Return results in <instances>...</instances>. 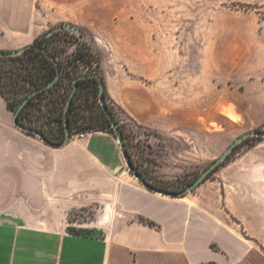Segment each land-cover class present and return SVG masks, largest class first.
I'll return each mask as SVG.
<instances>
[{
  "label": "rangeland",
  "instance_id": "rangeland-1",
  "mask_svg": "<svg viewBox=\"0 0 264 264\" xmlns=\"http://www.w3.org/2000/svg\"><path fill=\"white\" fill-rule=\"evenodd\" d=\"M56 1L31 0L25 9L27 26H16L4 37L8 40L4 50L32 45L34 39L65 24L80 29L79 36L61 30L43 47L55 52L66 70L106 76L111 92L118 91L121 76L125 78V107L108 95L109 102L126 133L131 162L155 187L181 191L239 135L264 131V0H111V20L91 21L88 27L63 14L55 7ZM26 30L33 33L27 42L22 41ZM78 48L88 50L91 60L75 57ZM146 54L167 58L169 68L164 75L149 68L142 59ZM24 64L23 60H2L0 70L16 72ZM72 75L63 77L65 90L57 88L27 108L26 114L43 129H60L61 122L51 111L62 108ZM7 94L22 97L23 91L11 89ZM85 106L80 114L99 113L98 102ZM74 133L83 132L75 129ZM79 140L75 137L69 143ZM259 143L264 139L252 137L238 144L185 196L204 183L216 184L223 168ZM122 158L120 153L113 176L148 190ZM98 192L99 200L82 198L85 205L68 212L65 224L72 235L104 236L103 224L109 219L107 190ZM88 194L87 190L83 193Z\"/></svg>",
  "mask_w": 264,
  "mask_h": 264
},
{
  "label": "crops",
  "instance_id": "crops-1",
  "mask_svg": "<svg viewBox=\"0 0 264 264\" xmlns=\"http://www.w3.org/2000/svg\"><path fill=\"white\" fill-rule=\"evenodd\" d=\"M28 6L31 0H0V51L9 32L27 26ZM55 7L86 27L112 18L111 0H57ZM32 34L26 30L22 41ZM142 59L160 76L169 68L159 54ZM104 82L124 106L125 78L115 92ZM6 105L0 96V264H264V143L223 168L216 184L172 198L113 176L121 152L112 134L86 133L56 149L16 128ZM101 189L104 236L72 235L68 212L85 205L82 198L99 200Z\"/></svg>",
  "mask_w": 264,
  "mask_h": 264
},
{
  "label": "trees",
  "instance_id": "trees-1",
  "mask_svg": "<svg viewBox=\"0 0 264 264\" xmlns=\"http://www.w3.org/2000/svg\"><path fill=\"white\" fill-rule=\"evenodd\" d=\"M59 32V31H58ZM56 33H53L50 37H45V34L42 36H39L38 38L34 39V42L32 45L39 46L44 49L48 54L51 55L53 60H49L45 54L42 53V51L36 50L34 48L27 49L24 51L22 55L13 57V58H0V61L2 60H23L25 62L24 67L20 68V71L11 72L8 73V70H0V96L7 102V110L10 112H15L18 108V106L22 103L23 100H25L30 93H32L35 89H38L40 87L45 86L50 80L53 79L56 73V66L54 62L57 63L58 67L60 68V78L57 80V82L50 88L45 90L44 92H40L36 94L35 96L31 97L30 100L26 105H23L21 108L18 119L21 121L23 119L24 114L26 113V110L29 106L33 105L38 99H42L44 96L49 94L51 91L55 89L65 90L64 87L62 88V80L64 75H72V77L69 78V81L71 82V85L67 86V95L64 103L62 104V108L57 111L56 109L51 111L52 116H55L58 118V120L61 122V126L59 130H55L54 132L45 130L40 127H35L37 130H40V132L43 133L46 140L50 143H61L65 139V130H64V107L66 106L67 100L69 98V95L71 91L74 88V79L80 75H84L81 73H73L72 71L66 70L64 66L60 63L59 59L56 58V53L52 50H49L48 48H44L43 45ZM82 34V32H81ZM80 34V35H81ZM88 50H82L78 48L76 52L74 51L75 57H88V60H91L92 55L88 54ZM83 53V54H82ZM91 74V73H86ZM97 74V73H94ZM98 75V74H97ZM100 76V75H99ZM102 78V77H101ZM103 79V78H102ZM104 81V79H103ZM61 87V89H60ZM11 89H17L23 91L22 97H16L14 96L11 98L7 91L10 92ZM98 91H99V83L96 79L91 78H83L77 81V90H75L71 105L68 108V120H69V127L71 130V135H75L74 131L75 129L78 130V132L83 133H93V132H107L109 134L114 135L113 130L111 129L110 122L107 119L106 115L101 110V105L99 107V113L94 116L80 114L79 109L85 105H94L95 103H99L98 100ZM104 97L107 103V109L110 112V114L114 117L116 122H118V125L120 127V130L123 133L124 137V143L126 145L128 154V145L126 143L127 137L126 133L123 130V127L120 125L119 121L117 120L115 113L112 110V107L109 102V97L107 93V89L104 91ZM100 104V103H99ZM56 106V105H55ZM86 107V106H85ZM93 107V106H91ZM252 138V137H251ZM250 139V138H249ZM247 139V140H249ZM246 140V141H247ZM244 141V142H246ZM243 142V143H244ZM236 148V147H235ZM234 148V149H235ZM233 149V151H234ZM232 151V152H233ZM130 155V154H129ZM231 155V154H230ZM229 155V156H230ZM228 156V157H229ZM133 164V163H132ZM134 166V165H133ZM135 167V166H134ZM136 168V167H135ZM137 169V168H136ZM216 169V168H215ZM213 170V172L215 171ZM138 171V170H137ZM139 172V171H138ZM212 172V173H213ZM141 174V173H139ZM142 176V174H141ZM210 176V174H209ZM142 178L148 182L150 185H153L151 182H149L146 178L142 176ZM206 180V179H205ZM158 188V187H157ZM138 223L147 225L150 227H156L155 223L151 220H148L143 217H137Z\"/></svg>",
  "mask_w": 264,
  "mask_h": 264
},
{
  "label": "water",
  "instance_id": "water-1",
  "mask_svg": "<svg viewBox=\"0 0 264 264\" xmlns=\"http://www.w3.org/2000/svg\"><path fill=\"white\" fill-rule=\"evenodd\" d=\"M61 30H65V31H69L71 33H74L76 35H80L81 34V30L76 28V26L74 25H70V24H65L62 26H58L52 30H50L49 32H47L45 34V37H50L53 33H56L58 31ZM30 48H34L36 50L42 51L43 54L46 55V57L49 60H53V58L51 57L50 54H48L46 51H44V49H42V47L39 46H34V45H28V46H23L17 50H7V51H0V58H13L19 55H22L24 53V51H26L27 49ZM55 66H56V73L55 76L53 77L52 80H50L45 86L40 87L38 89H35L32 93H30V95L22 101V103L18 106L17 110L13 113L12 115V124L18 128L19 130L23 131V133L28 134V135H33L36 136L38 138H40V141L43 142L44 144L56 148V149H61L63 147H65L69 141L72 138L71 135V130L69 127V120H68V108L71 105V101H72V97L73 94L75 92V90H77V81L83 78H93L96 79L99 83V91H98V100L99 103L101 105V110L103 111V113L106 115L107 119L110 122V126L111 129L114 132V137L117 140V144L118 147L120 149L121 155H122V159L124 164L126 165V167L128 168V170L132 173V176L137 179L139 181V183L144 186L146 189H148L149 191L155 192V194H159V195H163V196H169L172 198H180L185 196L187 193H192L194 190H196L199 185L209 176V174H211L213 172V170L215 168H217L221 163H223L228 156L232 153L233 149L239 144H242L244 141H246L247 139L251 138V137H256V138H262L264 139V131H259V130H250L246 133H244L243 135H239L226 149L224 152H222V154L213 162H211L209 164V166L207 168H205L202 173L189 185H187L184 189H182L179 192H172L163 188H157L155 186L150 185L148 182H146L141 174H139V172L137 171V169L133 166L131 160H130V155L128 154L126 145L124 143V137H123V133L120 130V127L118 125V122H116V120L114 119V117L110 114V112L108 111V107H107V103L104 97V91L106 90V84L103 81V79L101 78V76L97 75V74H84V75H80L78 77H76L74 79V88L71 91L69 98L67 100L66 106L64 107V130H65V139L61 142V143H50L46 140V138L44 137L43 133L40 132V130L31 128V127H27L24 126V124L20 123L19 119H18V115L19 112L21 110V108L23 107V105H26L28 103V101L30 100L31 97L35 96L38 93H42L47 89H50L56 82L57 80H59L60 78V68L58 67L57 63L54 62Z\"/></svg>",
  "mask_w": 264,
  "mask_h": 264
},
{
  "label": "built area",
  "instance_id": "built-area-1",
  "mask_svg": "<svg viewBox=\"0 0 264 264\" xmlns=\"http://www.w3.org/2000/svg\"><path fill=\"white\" fill-rule=\"evenodd\" d=\"M20 123L24 124V126L31 127L36 129L35 127H40L42 128L36 121H34L31 117H29L28 114H24L23 119L20 121ZM86 133H79L77 135H72L71 139H74L75 137L78 139H83L85 137Z\"/></svg>",
  "mask_w": 264,
  "mask_h": 264
},
{
  "label": "bare ground",
  "instance_id": "bare-ground-1",
  "mask_svg": "<svg viewBox=\"0 0 264 264\" xmlns=\"http://www.w3.org/2000/svg\"><path fill=\"white\" fill-rule=\"evenodd\" d=\"M230 109V108H229ZM230 111V110H229ZM223 112V111H222ZM227 116H229L230 118H232L233 119V116L231 115V114H226Z\"/></svg>",
  "mask_w": 264,
  "mask_h": 264
}]
</instances>
